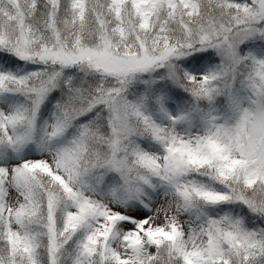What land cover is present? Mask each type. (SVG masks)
I'll list each match as a JSON object with an SVG mask.
<instances>
[{
    "label": "snow or ice",
    "instance_id": "1",
    "mask_svg": "<svg viewBox=\"0 0 264 264\" xmlns=\"http://www.w3.org/2000/svg\"><path fill=\"white\" fill-rule=\"evenodd\" d=\"M0 264H264V0H0Z\"/></svg>",
    "mask_w": 264,
    "mask_h": 264
}]
</instances>
